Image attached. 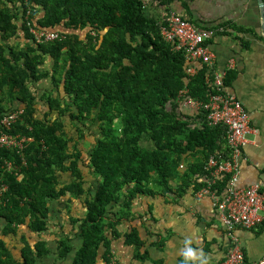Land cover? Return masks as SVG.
Wrapping results in <instances>:
<instances>
[{
	"label": "trees",
	"instance_id": "16d2710c",
	"mask_svg": "<svg viewBox=\"0 0 264 264\" xmlns=\"http://www.w3.org/2000/svg\"><path fill=\"white\" fill-rule=\"evenodd\" d=\"M176 1L0 0V117L24 109L12 133L34 139L23 151L26 165L16 151L0 150V187H8L0 199L2 235L26 226L41 238L53 201L68 193L87 195L85 217L72 222L81 244L60 239V260L75 254L70 264H111L113 240L122 235L143 260L138 230H120L133 217L138 197L154 195V189L169 192L180 157L191 149L228 157L220 145L224 127L209 126L202 110V126L193 128L170 107L181 90L204 103L214 92L210 69L189 77L185 54L173 51L162 36ZM153 7H165L167 15L158 16ZM220 27L251 32L227 23L207 32ZM33 31L43 34L40 42ZM49 34L57 38L47 40ZM235 77L228 72L225 86ZM46 82L51 90L44 89ZM73 127L79 140L90 133L97 137L89 152L95 178L89 188L79 169L82 152L70 147ZM65 170L74 179L62 186L58 172ZM201 175L207 181L205 169ZM227 182L222 177L214 188L223 193ZM50 252L45 241L27 244L18 262L0 239V264H37Z\"/></svg>",
	"mask_w": 264,
	"mask_h": 264
},
{
	"label": "crops",
	"instance_id": "0c3cea01",
	"mask_svg": "<svg viewBox=\"0 0 264 264\" xmlns=\"http://www.w3.org/2000/svg\"><path fill=\"white\" fill-rule=\"evenodd\" d=\"M171 8L203 31L226 23L251 31L242 33L224 30L222 27L212 31L213 37L207 44L216 56L213 66L200 62H193L191 65L197 70L208 67L214 78L213 83L216 76L224 75L225 82L228 72L236 73L235 79L226 88L228 93L244 104L250 116L251 128L249 143L240 161L237 186L249 188L259 185L264 190V35L257 0H178ZM149 10L161 17L167 15L165 7H153ZM231 61L235 63V68L229 71ZM187 67L186 63V69ZM43 87L45 90L53 88L49 82L44 83ZM35 89L37 91L36 87ZM175 103V106L170 107L180 120L188 122L193 128H201L200 110L186 106L180 100ZM40 106L39 114H43L45 105L41 102ZM72 129L71 136L75 140L70 143V147L82 152L79 169L84 176L86 188H89V184L95 179L89 169V152L96 144L97 137L90 133L86 134L84 140H79L75 128ZM225 134L220 143L223 151L228 150ZM186 144H182V149L186 148ZM205 153L203 148L196 147L180 157L178 175L169 180V192L160 193L158 189H154V195L138 197L133 217L126 220L120 230L122 233L125 230L128 233L133 227L138 230L144 241L141 250L146 258L137 259L135 248L126 245L122 235L112 243L115 264H219L226 258L232 244L230 232L222 222L212 198L199 196L207 185L206 177L201 175L210 158ZM186 173L189 174L187 178L183 177ZM58 179L63 186L70 184L74 178L72 172L65 170L58 172ZM86 200L87 195L73 198L68 193L53 201L48 231L41 238L26 226L6 237L2 235L6 223L1 218L0 239L18 262L22 261L25 245L33 246L45 241L51 252L38 259L37 264H70L75 254L67 262L60 260L58 241L69 237L77 241L76 245L81 244L72 222L85 217ZM232 234L241 242L245 254L244 264L264 263V225L257 230L238 229ZM189 249L193 253L191 257L185 255Z\"/></svg>",
	"mask_w": 264,
	"mask_h": 264
},
{
	"label": "built area",
	"instance_id": "2783aa9c",
	"mask_svg": "<svg viewBox=\"0 0 264 264\" xmlns=\"http://www.w3.org/2000/svg\"><path fill=\"white\" fill-rule=\"evenodd\" d=\"M161 31L164 40L172 44L173 51L185 54L188 64L186 72L189 77L198 72L191 65L193 62L213 66L216 56L207 41L213 37L214 32L198 30L191 22L173 11L169 14L167 26ZM36 36L40 42L43 34L36 33ZM56 38L57 35L54 34L47 36V40ZM234 68L235 63L231 61L229 71ZM224 79V75L216 76L213 83L214 92L206 103L189 97L187 89L180 92L178 100L184 102L186 106L203 110L209 126H221L226 130L229 155L228 157L223 154L210 156L204 168L208 175V183L199 196L212 198L222 222L230 232L232 244L226 258L219 264H244L245 254L241 242L232 233L238 229L257 230L264 225V190L259 185L249 188L237 186L240 177V161L249 143L250 116L244 104L228 93ZM23 115L24 109H17L0 117V150L16 151L17 154L22 155L23 164L26 165L23 151L34 139L12 133ZM7 167L12 170V163L8 162ZM222 177H227L228 182L224 192L220 193L214 187ZM7 190L6 185L0 187V199ZM111 264H115L114 258Z\"/></svg>",
	"mask_w": 264,
	"mask_h": 264
},
{
	"label": "water",
	"instance_id": "95a60500",
	"mask_svg": "<svg viewBox=\"0 0 264 264\" xmlns=\"http://www.w3.org/2000/svg\"><path fill=\"white\" fill-rule=\"evenodd\" d=\"M259 10H260V17H261V30L264 35V0H257Z\"/></svg>",
	"mask_w": 264,
	"mask_h": 264
},
{
	"label": "clouds",
	"instance_id": "9594fccd",
	"mask_svg": "<svg viewBox=\"0 0 264 264\" xmlns=\"http://www.w3.org/2000/svg\"><path fill=\"white\" fill-rule=\"evenodd\" d=\"M33 32L35 33L36 31H33ZM167 43H168V42H167ZM32 143H33V142H32ZM192 254H193V253H192V250H190V249L187 250L186 253H185V255H186L187 257H191ZM185 264H186V262H185Z\"/></svg>",
	"mask_w": 264,
	"mask_h": 264
},
{
	"label": "rangeland",
	"instance_id": "374dc122",
	"mask_svg": "<svg viewBox=\"0 0 264 264\" xmlns=\"http://www.w3.org/2000/svg\"><path fill=\"white\" fill-rule=\"evenodd\" d=\"M35 33H37V32H35ZM87 149H88V147H87ZM89 150V149H88ZM13 255V254H12Z\"/></svg>",
	"mask_w": 264,
	"mask_h": 264
}]
</instances>
